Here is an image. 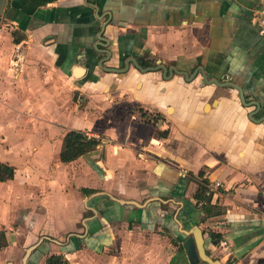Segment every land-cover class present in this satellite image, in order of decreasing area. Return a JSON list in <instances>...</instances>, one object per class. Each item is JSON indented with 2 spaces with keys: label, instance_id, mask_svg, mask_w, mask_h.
I'll list each match as a JSON object with an SVG mask.
<instances>
[{
  "label": "crops",
  "instance_id": "obj_1",
  "mask_svg": "<svg viewBox=\"0 0 264 264\" xmlns=\"http://www.w3.org/2000/svg\"><path fill=\"white\" fill-rule=\"evenodd\" d=\"M263 7L6 0L0 162L14 175L0 180V264H46L53 254L67 264H264V119H255L264 117ZM129 57L190 73L201 66L259 106L200 71L192 80L133 62L108 71ZM70 129L102 143L64 162Z\"/></svg>",
  "mask_w": 264,
  "mask_h": 264
},
{
  "label": "trees",
  "instance_id": "obj_2",
  "mask_svg": "<svg viewBox=\"0 0 264 264\" xmlns=\"http://www.w3.org/2000/svg\"><path fill=\"white\" fill-rule=\"evenodd\" d=\"M37 5H46L54 0H32ZM161 135L166 136L168 132L161 131ZM102 143V139L89 136L85 131L80 129H70L67 131L63 138V144L60 151V158L64 162H69L79 158L87 153H92L97 150L99 144ZM14 175V168L6 163L0 162V180H7ZM85 192H92V189L84 188ZM7 234L4 229L0 227V248L7 245ZM68 261L62 254L51 255L46 264H67Z\"/></svg>",
  "mask_w": 264,
  "mask_h": 264
},
{
  "label": "water",
  "instance_id": "obj_3",
  "mask_svg": "<svg viewBox=\"0 0 264 264\" xmlns=\"http://www.w3.org/2000/svg\"><path fill=\"white\" fill-rule=\"evenodd\" d=\"M5 2L6 0H0V15L3 14V9H4V6H5ZM108 53V51H105ZM108 59V57H103L101 60H100V64L103 65V63ZM130 62H133L136 67L143 71V72H146V71H150V70H163V74H164V77L165 78H169L171 77L174 73H178L180 75H183L185 77V79L187 80H192L194 79L197 74L199 73V71L201 72V74L203 75V78H204V81L207 82V83H212V82H215L219 85H231V86H234L236 87L239 92H240V97H241V100L243 103L247 104V105H256V106H259V103L257 101H252V102H248L246 101V95H245V92L243 90V88L239 85H237L236 83L232 82V81H220L216 78H208V75L207 73L205 72L204 68L201 67V66H198L196 67V69L190 73L189 71H186V70H181L179 68H177L176 66H170V67H167L166 65L162 64V63H158L157 65L155 66H147V67H144L139 61L138 59L134 58V57H129V59L126 61V65L124 68H116V67H107L108 71H115V72H125L128 67H129V63ZM82 68H80V71ZM79 71V70H78ZM257 109L253 110L252 113H251V117L253 118L254 115L257 113L256 112ZM256 120H262L264 119L263 118H255ZM185 246H186V249L188 251V254H189V257L191 259L192 262H195L198 260V254H197V250L195 248V244H194V240H193V237H188L186 240H185ZM200 249V253H204V249L202 246L199 247ZM32 250V248H29L28 249V253Z\"/></svg>",
  "mask_w": 264,
  "mask_h": 264
},
{
  "label": "built area",
  "instance_id": "obj_4",
  "mask_svg": "<svg viewBox=\"0 0 264 264\" xmlns=\"http://www.w3.org/2000/svg\"><path fill=\"white\" fill-rule=\"evenodd\" d=\"M259 25V32L264 35V7L260 11V18L258 21ZM9 26H11V22L2 14L0 15V35L4 32L5 29H7ZM89 135V134H88ZM91 136V135H89ZM222 185L221 181H216L213 186L210 188H218L219 186ZM209 192V190L207 191Z\"/></svg>",
  "mask_w": 264,
  "mask_h": 264
},
{
  "label": "rangeland",
  "instance_id": "obj_5",
  "mask_svg": "<svg viewBox=\"0 0 264 264\" xmlns=\"http://www.w3.org/2000/svg\"><path fill=\"white\" fill-rule=\"evenodd\" d=\"M19 244H22L23 245V242H19ZM20 253H21V255H22V253H23V249H22V251L20 250ZM16 259H18V263H20L21 262V256H20V258H16Z\"/></svg>",
  "mask_w": 264,
  "mask_h": 264
},
{
  "label": "flooded vegetation",
  "instance_id": "obj_6",
  "mask_svg": "<svg viewBox=\"0 0 264 264\" xmlns=\"http://www.w3.org/2000/svg\"><path fill=\"white\" fill-rule=\"evenodd\" d=\"M150 66H155V65H150ZM144 67H147V66H144ZM124 68V67H123Z\"/></svg>",
  "mask_w": 264,
  "mask_h": 264
}]
</instances>
